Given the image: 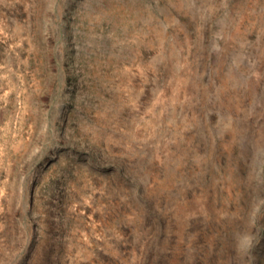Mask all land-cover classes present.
<instances>
[{
    "label": "rangeland",
    "instance_id": "obj_1",
    "mask_svg": "<svg viewBox=\"0 0 264 264\" xmlns=\"http://www.w3.org/2000/svg\"><path fill=\"white\" fill-rule=\"evenodd\" d=\"M0 264H264V0H0Z\"/></svg>",
    "mask_w": 264,
    "mask_h": 264
}]
</instances>
